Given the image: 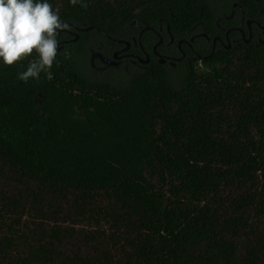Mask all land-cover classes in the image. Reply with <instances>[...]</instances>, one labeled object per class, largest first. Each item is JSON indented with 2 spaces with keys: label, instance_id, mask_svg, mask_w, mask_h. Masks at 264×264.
Returning a JSON list of instances; mask_svg holds the SVG:
<instances>
[{
  "label": "trees",
  "instance_id": "obj_1",
  "mask_svg": "<svg viewBox=\"0 0 264 264\" xmlns=\"http://www.w3.org/2000/svg\"><path fill=\"white\" fill-rule=\"evenodd\" d=\"M232 2L264 23V0H229L226 13ZM0 7L1 28L83 23L111 50L98 29L130 42L133 23L161 25L166 42L168 30L224 37L213 0ZM157 40L143 33L152 59L126 86L87 74L83 41L43 55L11 43L0 59V264H264V41L213 50L201 36L171 67Z\"/></svg>",
  "mask_w": 264,
  "mask_h": 264
},
{
  "label": "flooded vegetation",
  "instance_id": "obj_2",
  "mask_svg": "<svg viewBox=\"0 0 264 264\" xmlns=\"http://www.w3.org/2000/svg\"><path fill=\"white\" fill-rule=\"evenodd\" d=\"M7 17V16H6ZM5 17V18H6ZM250 21V24H249ZM254 25L258 27V29H254ZM134 29L132 33H137L136 36H132V42L127 48V44L123 42H119L114 38L101 30L98 29L99 33L103 34L106 38L112 39L119 44V46L115 47L114 50L109 49L108 45L105 43L104 39L101 38L98 41H95L91 36V38L87 35H83L84 33H91L94 29L89 28L92 26H87L86 24H79L72 21H59L56 25H51L46 28V31H31L25 29H19L15 27H0V57H11L13 54V49L11 47V43H16L11 38H23L19 34H27L31 36L32 39L30 41L31 44H39L37 49L35 50L39 55L44 54L47 51H62L67 46H72L73 44L83 41L90 53V64L94 71H98L101 73H111V72H124L126 74H131V67L135 66L138 69L144 71L147 68V65L152 59V55L149 51L146 50L144 44L142 42V35L146 30H151L157 34L158 40L153 43L152 50L155 57L160 62L161 56L167 58L166 63H161L165 65H169L171 67H177V63L180 57L184 58L188 57V52L184 49V45L188 47V49L192 52H196L195 45L197 43L198 37H205L208 41L209 46L215 50L218 47H225L228 49L241 46L242 42L250 43L254 40L263 42L264 41V23L255 18H247L245 14V10L243 6L239 2H232L231 12L224 13L222 15L217 13V17L215 20V26L220 29V31L224 32V37L220 35H216L213 39H211L204 32H196L189 37V39H178L170 33L169 41H165L163 36V27L160 25L159 29L153 27L150 29H145L146 27H141L138 23H133ZM233 31H237L240 33L238 38H231L230 34ZM254 31L256 36L254 37ZM52 33V34H49ZM219 36L214 42V39ZM141 37V39H139ZM162 39V43L159 45H163L164 43L167 47H172L173 50L177 49L180 52V56H172L170 54L162 53L158 50L157 53L154 51V46ZM248 40V41H247ZM118 52L117 57H115V53ZM141 52V53H139ZM147 54L149 55L148 61ZM201 57V56H200ZM175 62V65H172V62ZM132 75V74H131Z\"/></svg>",
  "mask_w": 264,
  "mask_h": 264
},
{
  "label": "rangeland",
  "instance_id": "obj_3",
  "mask_svg": "<svg viewBox=\"0 0 264 264\" xmlns=\"http://www.w3.org/2000/svg\"><path fill=\"white\" fill-rule=\"evenodd\" d=\"M229 0H213V4L215 5V8L217 9V13L222 15L226 13L224 8L222 7L223 4L227 3ZM7 16L6 9L4 7H0V20L4 19ZM13 54L11 57H5L1 56L0 59H7V58H12ZM81 62L83 64L84 70L89 74L92 78L94 79H110L117 83L120 86H126L130 83L131 77L125 74L124 72H111V73H101L98 71H94L90 67V55L87 58H82ZM201 67V65H199ZM140 72V69L137 67L133 66L131 67V74H137Z\"/></svg>",
  "mask_w": 264,
  "mask_h": 264
},
{
  "label": "water",
  "instance_id": "obj_4",
  "mask_svg": "<svg viewBox=\"0 0 264 264\" xmlns=\"http://www.w3.org/2000/svg\"><path fill=\"white\" fill-rule=\"evenodd\" d=\"M249 24H250V21H249ZM89 28H93V27H89ZM150 28L153 29V27H151V26H149V27H147V28H145V29H150ZM262 28L264 29V26H262ZM218 38H219V36H217V37L214 39V42H215V43H216V40H217ZM139 39H141V37H139ZM10 40H12V41H14V42L24 43V44H31V43H32L30 40H27V39H25V38H11ZM118 41H119V42L126 43V44H127V48H128V46L130 45V42L127 41V40H118ZM247 41H248V40H247ZM161 43H162V39H161V40H160V41L154 46V51H155L156 53H157V47H158ZM38 46H39V44H33V47H34L35 50L37 49ZM41 55H43V54H41ZM117 55H118V52L115 53V57H117ZM184 56H185V53H184L183 57H180V58H179V60H181L182 58H184ZM201 57H202V56H201ZM148 59H149V55L147 54V59H146L145 61H148ZM166 61H167V58L161 56L160 62H161V63H166ZM171 64H172V65H175L176 63L173 61Z\"/></svg>",
  "mask_w": 264,
  "mask_h": 264
}]
</instances>
